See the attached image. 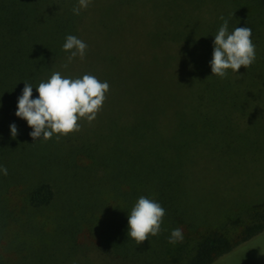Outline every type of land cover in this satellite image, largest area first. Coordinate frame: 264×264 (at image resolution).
I'll return each mask as SVG.
<instances>
[{
  "label": "trees",
  "instance_id": "obj_1",
  "mask_svg": "<svg viewBox=\"0 0 264 264\" xmlns=\"http://www.w3.org/2000/svg\"><path fill=\"white\" fill-rule=\"evenodd\" d=\"M221 1L199 48L188 40L194 0H91L79 15L78 0H0V166L8 170L0 172V264H212L264 232L232 208L217 225L201 201L218 199L200 197L194 178L206 144L221 158L247 152L251 110L264 107V93L242 85L249 76L264 83V0ZM221 16L229 32L250 27L256 46L255 62L225 78L210 66ZM68 35L87 43L83 60L69 63ZM54 72L107 81V99L79 131L33 140L15 114L18 98L25 83L38 98L35 87ZM140 196L166 215L160 233L137 245L128 217ZM176 228L184 239L173 245Z\"/></svg>",
  "mask_w": 264,
  "mask_h": 264
},
{
  "label": "clouds",
  "instance_id": "obj_2",
  "mask_svg": "<svg viewBox=\"0 0 264 264\" xmlns=\"http://www.w3.org/2000/svg\"><path fill=\"white\" fill-rule=\"evenodd\" d=\"M91 0H78V6L72 9L75 15H79L82 9H87ZM223 24L214 35V51L210 66L213 75L225 78L227 70L238 73L241 67L249 68L256 59V46L252 40L250 27H236L232 32L228 30V20L220 17ZM88 45L74 35H68L63 49L70 52L69 63L79 56L81 60L86 55ZM68 65L65 64L64 67ZM33 86L25 83L22 95L18 98L17 117L27 121L33 131L30 136L33 140L43 139L47 141L57 135L67 136L69 133L80 130L79 121L83 118L89 123L97 118L106 101L110 85L107 81H101L96 76L84 74L82 78L62 76L60 72H54L46 82H40L36 88L38 98L33 99ZM11 135L15 138L18 128L15 123L10 125ZM0 172L8 175L6 167L0 166ZM166 215L163 206L153 199L140 196L132 207L128 217L131 239L137 245L149 240V236H157L161 231V224ZM183 231L180 228L173 229L169 236L170 244L183 242Z\"/></svg>",
  "mask_w": 264,
  "mask_h": 264
},
{
  "label": "rangeland",
  "instance_id": "obj_3",
  "mask_svg": "<svg viewBox=\"0 0 264 264\" xmlns=\"http://www.w3.org/2000/svg\"><path fill=\"white\" fill-rule=\"evenodd\" d=\"M194 5L196 8L192 15L194 37L193 39L189 37L188 40L195 42L197 47L203 48L202 46L207 44L210 37L206 29H203L204 23L212 18V13L215 14L218 9L224 8V1L194 0ZM253 74L259 78L256 72ZM257 81L256 78L249 76L242 81V85L248 82V85L252 86L249 88V92L264 93V83ZM251 112L255 117L256 134L249 136L247 152L233 156L234 159L221 158L212 152L215 151L212 145L206 144L201 154L197 156L201 159L194 168V178L196 186L204 195L200 197L218 199L214 206L212 205L213 202L207 203V200L201 201V205H203L204 211L209 213L210 218L213 214L212 220L217 221L215 223L219 226L223 225L219 219L225 217L229 208L243 215L242 225L264 223L263 208L259 206L264 201L262 200L264 199V107L251 110ZM246 123L244 121L242 125ZM248 206H250L249 214L242 212ZM215 215L217 216L216 219H214ZM238 232L236 231L234 234L236 235ZM85 243L90 245L88 239ZM86 251H88L92 262L99 261L94 245H91L90 250L86 248ZM212 264H264V232L238 245Z\"/></svg>",
  "mask_w": 264,
  "mask_h": 264
}]
</instances>
